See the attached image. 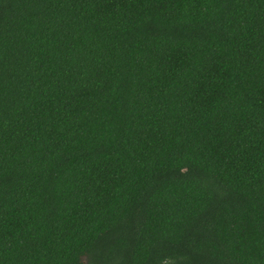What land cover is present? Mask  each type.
Instances as JSON below:
<instances>
[{
  "label": "trees",
  "instance_id": "16d2710c",
  "mask_svg": "<svg viewBox=\"0 0 264 264\" xmlns=\"http://www.w3.org/2000/svg\"><path fill=\"white\" fill-rule=\"evenodd\" d=\"M0 264H264V0H0Z\"/></svg>",
  "mask_w": 264,
  "mask_h": 264
}]
</instances>
